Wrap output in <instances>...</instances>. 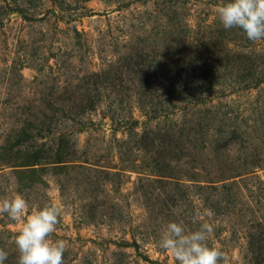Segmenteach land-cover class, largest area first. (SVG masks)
I'll return each mask as SVG.
<instances>
[{"label":"rangeland","instance_id":"1","mask_svg":"<svg viewBox=\"0 0 264 264\" xmlns=\"http://www.w3.org/2000/svg\"><path fill=\"white\" fill-rule=\"evenodd\" d=\"M220 2L0 0V199L58 203L62 264H177L205 209L218 264H264V41Z\"/></svg>","mask_w":264,"mask_h":264},{"label":"clouds","instance_id":"2","mask_svg":"<svg viewBox=\"0 0 264 264\" xmlns=\"http://www.w3.org/2000/svg\"><path fill=\"white\" fill-rule=\"evenodd\" d=\"M225 29L238 28L252 42L264 41V0H221L214 8ZM14 188L10 183L9 191ZM60 206L54 200L33 207L28 213L25 197L18 193L0 199V214H7L12 221L22 222L14 236L19 252L18 264H62L66 244L63 240L53 241L50 234L56 231ZM207 209L197 212L193 222L200 221L195 230H188L182 222L169 221L159 233V247L166 250L177 264H218L224 253L208 241L213 227L203 221L211 216ZM6 253L0 251V264Z\"/></svg>","mask_w":264,"mask_h":264}]
</instances>
